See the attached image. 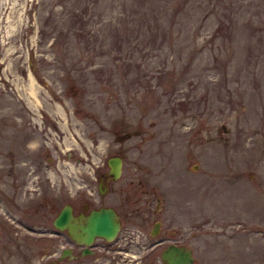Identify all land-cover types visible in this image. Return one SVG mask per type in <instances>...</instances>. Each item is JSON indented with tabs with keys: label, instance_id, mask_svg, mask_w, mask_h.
I'll return each mask as SVG.
<instances>
[{
	"label": "rangeland",
	"instance_id": "rangeland-1",
	"mask_svg": "<svg viewBox=\"0 0 264 264\" xmlns=\"http://www.w3.org/2000/svg\"><path fill=\"white\" fill-rule=\"evenodd\" d=\"M114 154L173 181L193 264H264V0H0V264L14 162L55 202Z\"/></svg>",
	"mask_w": 264,
	"mask_h": 264
},
{
	"label": "flooded vegetation",
	"instance_id": "flooded-vegetation-1",
	"mask_svg": "<svg viewBox=\"0 0 264 264\" xmlns=\"http://www.w3.org/2000/svg\"><path fill=\"white\" fill-rule=\"evenodd\" d=\"M65 156L72 159L70 153ZM15 163L11 167L14 173L10 216L18 227H13L10 233L28 240L16 238L17 243H13L9 256L18 260V264H164L160 254L168 244L190 247L183 240L185 234L175 238V233L181 232L174 227L176 188L173 181L146 178L121 181L118 178L123 172L122 157L118 177H113L106 163V178L102 180L104 175H98L92 187H86V194L60 185L57 191L62 195H56L53 202L43 195L50 186L43 189L36 181L33 187H28L30 190L26 189L25 180L18 183ZM45 166L39 165V168L42 170ZM101 207H111L118 215L119 229L112 239L96 236L90 243L79 242L63 222L60 226L53 224L54 217L63 210L69 211L73 222L79 214ZM51 210L53 214L45 223L42 218H47ZM131 249L137 250L135 262L134 254L128 257Z\"/></svg>",
	"mask_w": 264,
	"mask_h": 264
},
{
	"label": "water",
	"instance_id": "water-1",
	"mask_svg": "<svg viewBox=\"0 0 264 264\" xmlns=\"http://www.w3.org/2000/svg\"><path fill=\"white\" fill-rule=\"evenodd\" d=\"M106 163L113 177H118L121 172L122 157L117 154L109 155L106 158ZM61 222L68 226L73 237L84 243H90L96 236H102L106 239L114 238L120 224L118 215L111 207L93 209L88 214L81 213L73 222H71L69 211L63 210L59 216L53 219L55 226H60ZM160 257L164 264H192L194 261L191 247L173 243L162 249Z\"/></svg>",
	"mask_w": 264,
	"mask_h": 264
}]
</instances>
